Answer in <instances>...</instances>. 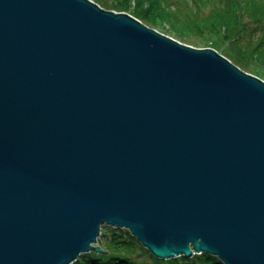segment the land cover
Returning <instances> with one entry per match:
<instances>
[{
  "label": "water",
  "instance_id": "obj_1",
  "mask_svg": "<svg viewBox=\"0 0 264 264\" xmlns=\"http://www.w3.org/2000/svg\"><path fill=\"white\" fill-rule=\"evenodd\" d=\"M264 264V79L94 0H0V264Z\"/></svg>",
  "mask_w": 264,
  "mask_h": 264
},
{
  "label": "trees",
  "instance_id": "obj_2",
  "mask_svg": "<svg viewBox=\"0 0 264 264\" xmlns=\"http://www.w3.org/2000/svg\"><path fill=\"white\" fill-rule=\"evenodd\" d=\"M95 2L101 4L103 8L109 0H94ZM190 3L186 2V5L180 7L184 0H114L115 5L111 7H107L111 10H115L116 12H126L133 15L135 18L141 20L145 24L150 26H163V22H160L158 19H164L165 17L171 18L174 20L173 25L169 26L171 30L176 32L179 37L184 38L186 35L195 33L200 35H221L229 40L234 42H239L242 40V43L245 38H252V35L247 31V25L244 22L245 16H249L254 20H262L264 18V0H245V6L252 9V13L256 11V9H261L263 11L262 17L258 16H250L245 14V16L237 10V7L240 3V0H217V4L214 9L206 13L211 17V20L207 19L204 28H202L199 32L197 31H186L179 32L176 30L177 19H180L179 15H176L173 10L180 11L184 14H198L200 8L198 5L200 2L198 0H189ZM206 1V0H205ZM194 2L197 5V8L193 5ZM210 3L211 0H209ZM202 5V3L200 4ZM226 7H229V10H226ZM185 8V11H184ZM131 11V12H129ZM205 13V12H204ZM191 16V15H190ZM228 23L232 24V30H230L229 35L225 33L228 30ZM248 34V36H247ZM255 35V34H254ZM235 38V39H232ZM249 38V44L256 41L257 44L260 42L264 43V39L258 37L257 40L254 38ZM228 42V41H227ZM210 43V42H209ZM213 43V42H211ZM233 45L232 49L229 48L227 53H223L222 49H218L212 44H208L209 47H214L217 50L221 51V53L231 58L234 52H240L242 55L240 56L242 59H245L244 50H241L239 46ZM229 46V43H228ZM257 53V52H256ZM256 55V54H255ZM235 58L236 61H232L236 63V65L242 64L244 61L242 59ZM242 67V66H240ZM259 74V73H257ZM260 78L264 79V77L258 75ZM103 243L105 245V249L108 251L106 254H100L96 252H90L85 259L80 260V262H76L74 264H144L140 262H136L134 259L135 252L139 249L143 251H147L145 248L141 246V244L133 237L130 232L126 229H118V228H107L103 231L102 234ZM150 264H225L218 257L202 253L196 254L191 258H186L184 256L174 258L171 260H163L159 259L155 256H151L148 259ZM168 261V262H166Z\"/></svg>",
  "mask_w": 264,
  "mask_h": 264
},
{
  "label": "rangeland",
  "instance_id": "obj_3",
  "mask_svg": "<svg viewBox=\"0 0 264 264\" xmlns=\"http://www.w3.org/2000/svg\"><path fill=\"white\" fill-rule=\"evenodd\" d=\"M185 1L190 3L189 0H184V2L182 4H180L181 5L180 7H182L183 5H186ZM177 2H178V0H177ZM198 2H200L198 5V8H200L199 11H201L198 14H188V15L184 14L183 15V13H181L180 11L173 10V12L176 15L180 16V19H177L178 21L176 23V25H177L176 30H178L179 32H186V31H197V32H199L202 28H204L205 23L207 22V19H209V21L211 20V17L208 16L206 13H209L214 9L216 4L218 3L217 0H211L212 3H210L209 0H206V1L205 0H198ZM115 3L116 2H114V0H109L106 4L104 3L103 5H105L104 8L109 9L107 7L114 6ZM201 3H202V5H200ZM193 5L197 8V5L195 2ZM226 10H229V7H226ZM237 10L239 12H241L244 16H245V14H247V15H250L251 17L252 16L262 17V13H263V11L261 9H256V11H254L252 13V9L245 6V0H240V3L237 7ZM184 11H185V8H184ZM129 12H131V11H129ZM158 20L160 22H163L166 24H163V26H156V27L150 26L148 24L147 25L149 27L155 28L156 30H158V31H160L166 35H169V36L179 40L182 43H185V44L197 47V48H207V47H209L208 44H212L213 46L217 47L219 50L222 49L223 53H227L229 51V48L232 49L231 46L236 45V43H237L234 41L227 40L223 36V34H221V35H207V34L206 35H200V34L192 33V34L186 35L184 38H181V37H179L178 34H176V32L171 30L169 27V26L173 25L174 20H171V18L167 19L166 17L164 19L159 18ZM244 22L246 23V25L248 27L247 28L248 33H250L252 35V32H253L252 38L251 37H249V38H251V39L254 38L255 40H257L258 37H261L262 39H264V18L262 20H254V19L250 18L249 16H245ZM227 27H228V30H227V32L225 30V33L229 35V32H230V30H232L233 25L228 23ZM247 36H248V34H247ZM249 38H245L243 43H242V40H240L237 43V46H239V48L241 50H244V55L246 56V58L242 59L240 57L242 55V53L234 52L233 56H230L231 57L230 60L236 61L235 58H238V59L241 58L244 62L242 64H240V66H242V67H240L239 65L238 66L242 70H244L248 73H251L257 77H259L258 75L264 77V43L260 42L259 44H257L255 41V42L249 44V41H248ZM232 39H235V38H232ZM211 42H213V43H211ZM228 43H229V46H228ZM257 73H259V74H257ZM107 228L110 229V228H114V227L109 226V225H103L102 226V232L104 230H106ZM98 244L105 247L102 237H100L99 241L95 245H98ZM88 254L89 253H83L81 256H79V258L76 262H80V260L85 259L88 256ZM151 256L152 255L148 251H143L142 249H139L138 251L135 252L134 259L136 262H140V263L144 262V264H150L149 263L150 261L148 259ZM166 262H168V261H166Z\"/></svg>",
  "mask_w": 264,
  "mask_h": 264
}]
</instances>
